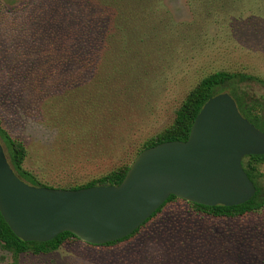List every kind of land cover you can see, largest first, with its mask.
Instances as JSON below:
<instances>
[{
	"label": "rangeland",
	"instance_id": "1",
	"mask_svg": "<svg viewBox=\"0 0 264 264\" xmlns=\"http://www.w3.org/2000/svg\"><path fill=\"white\" fill-rule=\"evenodd\" d=\"M236 1L227 0L212 19L202 20L206 16L193 12L188 0H164L174 26L165 32L173 40L167 51L155 52L158 57L147 69L149 79L137 84L135 91L122 85L118 76L111 77L127 76L130 57L126 60L123 55L101 57L98 64L108 73H89L79 88H59L29 106L22 101L19 78L12 75L16 78L12 80L7 74L11 65L0 68V116L9 134L28 150L25 168L48 185L86 184L124 162L132 150L124 148L122 139L130 137L139 144L169 126L185 96L203 77L226 71L264 80V0H240L238 6ZM176 28L183 35L178 36ZM2 47L14 50L9 42L3 41ZM25 62L21 70L27 68ZM252 91L262 93L255 86ZM94 108L118 112L121 126L115 134L107 114H91ZM260 171L264 173V166ZM207 246H212L208 252L212 254L206 255L210 260L264 264V210L234 220L217 219L196 214L178 201L129 242L102 248L71 240L50 254L26 253L17 260L0 248V264H177L182 249L201 250L203 257ZM223 246L228 253L213 254Z\"/></svg>",
	"mask_w": 264,
	"mask_h": 264
},
{
	"label": "trees",
	"instance_id": "2",
	"mask_svg": "<svg viewBox=\"0 0 264 264\" xmlns=\"http://www.w3.org/2000/svg\"><path fill=\"white\" fill-rule=\"evenodd\" d=\"M226 1L188 0V4L193 12L199 15L204 14L206 16L202 19L204 20L212 19L218 9H224L227 5ZM238 1L240 0L236 1V6ZM233 6L227 7L237 10V7ZM171 24L169 13L164 7V0H16V2L0 0V68L4 69L8 64L11 65L7 74H11L9 78L12 80L19 78L22 86V101L29 106L43 101L49 92L59 91V88L65 91L79 88L84 84L82 80L89 73L91 75L108 73L109 70L106 67H100L98 64V59L100 60L101 57L106 59L108 56L117 58L123 55L126 60L130 57L127 61V76L116 74L111 77L118 76L122 85L129 87L128 90L135 91L137 84L145 83L149 79L147 69L152 67L150 63L152 58L158 57L155 52H165L169 48L168 43L173 39L172 36L166 35L165 31L172 30L174 26ZM175 32L178 36L183 35L179 28H176ZM3 41L13 44L14 50L3 48ZM10 53H15L14 57ZM22 62L27 65L24 70H21L24 67L20 65ZM254 86L260 88L262 93L254 94L252 91ZM224 92L229 93L234 99L239 113L264 132V80L246 73L214 72L203 77L188 92L175 111L174 119L169 126L139 144H135L130 137L122 139L124 148L127 147L129 152L132 150L124 162L98 179L82 185L72 183L48 185L27 170L25 163L28 150L21 140L9 134L1 116L0 142L6 150L9 164L15 174L29 185L63 190L118 186L133 160L142 151L161 143L185 142L194 119L204 104L210 98ZM90 112L91 114L106 113L112 134H115L121 126L122 117L118 116L116 110L97 111L94 108ZM86 128L88 129L87 126ZM122 133L121 131L116 136L119 138L123 135ZM262 166H264V155L247 156L242 160L243 170L255 187L254 196L245 204L233 207H207L170 196L131 235L105 245L91 246L110 248L131 241L168 205L178 201L188 204L196 214L217 219L234 220L264 210V173L260 171ZM182 237L187 239L184 235ZM71 240L80 241L72 234L64 232L49 242H24L11 232L0 215V248L10 253L15 260L26 253L50 254ZM181 242L188 245L183 240ZM211 247L207 246L203 250L205 254L203 257L199 255L201 250L182 249L180 254H177L175 262L177 264H228V260L226 263L221 258H211L213 261L208 259L206 255L212 254L208 253L212 252L209 251ZM217 253H228V248L223 246L220 250L213 252L214 255ZM165 262L169 263L168 259Z\"/></svg>",
	"mask_w": 264,
	"mask_h": 264
},
{
	"label": "water",
	"instance_id": "3",
	"mask_svg": "<svg viewBox=\"0 0 264 264\" xmlns=\"http://www.w3.org/2000/svg\"><path fill=\"white\" fill-rule=\"evenodd\" d=\"M264 155V132L224 92L210 98L185 142L148 148L133 160L118 186L79 190L35 187L11 168L0 142V215L24 242L45 243L68 232L101 246L139 229L170 196L207 207L245 204L255 187L242 167Z\"/></svg>",
	"mask_w": 264,
	"mask_h": 264
}]
</instances>
